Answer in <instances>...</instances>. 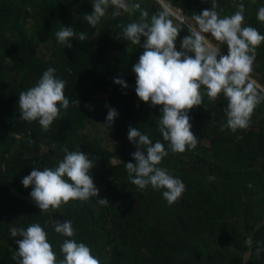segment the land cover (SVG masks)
Returning <instances> with one entry per match:
<instances>
[{
	"label": "trees",
	"instance_id": "trees-1",
	"mask_svg": "<svg viewBox=\"0 0 264 264\" xmlns=\"http://www.w3.org/2000/svg\"><path fill=\"white\" fill-rule=\"evenodd\" d=\"M166 1L176 10L174 15L194 26V15L214 2L222 17L234 14L242 3L243 25L264 35V22L257 19L264 0ZM129 2L149 13V23L153 14L167 12L155 0ZM93 10L92 0H0V264H16V241L23 238H13L11 229H27L33 223L45 228L61 259L60 245L75 239L87 244L101 264H264V102L254 109L247 129L221 131L227 98L221 94L210 100L202 89L208 110L201 105L188 113L197 147L184 153L169 149L159 165L184 182L182 198L168 205L163 190H140L130 183L125 168L135 163L132 154L137 150L128 139L130 126L168 148L157 128L161 106L143 102L135 91L133 65L144 49L115 38L121 26L139 21L140 11H121L114 17L116 9L110 6L94 29L84 19ZM167 18L180 30L175 43L177 51H183L189 27L168 12ZM62 27L85 32L88 39L75 37L70 48L60 44L55 34ZM212 41L228 54L226 44ZM253 66L250 76L264 85V42L256 48ZM49 67L67 81L70 106L45 132L38 121L21 119L19 93L34 86ZM116 78L125 80L128 88L116 84ZM109 108L118 112L111 126L106 124ZM90 122L106 131L107 146L86 132ZM65 147L95 161L90 175L100 195L42 213L31 198L32 186L25 188L22 180L33 168L58 166ZM99 198H107L108 205H99ZM68 220L75 230L71 238L53 227ZM249 237L251 246L246 244Z\"/></svg>",
	"mask_w": 264,
	"mask_h": 264
},
{
	"label": "clouds",
	"instance_id": "clouds-1",
	"mask_svg": "<svg viewBox=\"0 0 264 264\" xmlns=\"http://www.w3.org/2000/svg\"><path fill=\"white\" fill-rule=\"evenodd\" d=\"M92 4L93 12L85 14L84 19L94 29L110 6L116 9L112 13L114 17H119L121 11L129 15L140 11L139 21L121 26L122 33L116 34L115 38L123 37L144 49L138 63L133 65L135 91L143 102H150L153 107L161 106L157 128L163 141L168 142V148L160 140L153 142L149 135L130 126L128 139L137 150L132 154L135 163L128 162L125 168L130 183L140 190L149 186L163 190L162 196L168 205L177 203L185 193L186 185L159 165L169 155V149L172 153H184L197 147L199 141L191 130L188 113L201 105L208 110L202 89L206 90L210 100L221 94L227 98V120L221 122V131L236 132L250 126L254 109L264 102V87L250 76L256 48L264 42V35L254 27L243 25L245 8L242 3L234 14L222 17L215 10L218 5L214 2L210 9L194 15L198 30L189 27L190 35L181 42L183 51H177L175 42L180 30L167 18V12L153 14L149 23V13L141 10L139 3L92 0ZM257 19L264 22V7L258 9ZM204 34H210L219 44H226L228 54L221 55V48L212 45ZM55 35L60 44L69 48L75 37L81 42L88 39L85 32L77 33L72 27H62ZM189 53H194V57ZM66 71L71 73L70 68ZM56 72V68L49 67L34 86L19 93L21 119L29 123L38 121L45 132L62 117V110L66 112L70 106V99L65 95L67 81L58 78ZM114 82L128 88L121 78ZM72 103L79 106L78 100H72ZM117 117L118 112L109 108L106 124L111 126ZM63 151L65 155L58 166L43 170L33 168L22 180L25 188L32 186L31 198L42 213L59 210L70 201L86 202L100 195L90 175L95 161L81 150L69 151L65 147ZM96 202L107 206L109 200L99 198ZM53 227L64 237L75 235L71 220L54 222ZM11 236L23 238L16 241L18 248L13 254L16 264H101L87 244L75 239H65L60 245L61 259L40 223H33L27 229L13 228ZM252 243L249 237L246 244L251 246ZM260 251L258 248L257 255Z\"/></svg>",
	"mask_w": 264,
	"mask_h": 264
},
{
	"label": "rangeland",
	"instance_id": "rangeland-1",
	"mask_svg": "<svg viewBox=\"0 0 264 264\" xmlns=\"http://www.w3.org/2000/svg\"><path fill=\"white\" fill-rule=\"evenodd\" d=\"M157 1V0H155ZM161 2V4L167 9L168 12H172V11H175V9L168 3V1L166 0H159ZM158 1V2H159ZM163 7V8H164ZM164 8V9H165ZM176 12V11H175ZM173 14V12H172ZM177 15V14H176ZM175 15V16H176ZM185 19V18H184ZM186 21V20H185ZM187 22V21H186ZM188 23V22H187ZM189 26H191L192 28H195L198 30V26H194L192 23L190 24L189 23ZM209 42L212 44V45H216L218 46L217 44L213 43L212 41V37L210 34H204ZM221 55H225L224 53L221 52ZM255 66H253L254 68ZM261 85V84H259ZM262 87H264V85H261ZM86 132L89 134V136L92 138V139H96L97 141H99L101 144L107 146L109 144V139L107 137V133L106 131L103 129V127L98 124L97 122H93V123H89L87 128H86Z\"/></svg>",
	"mask_w": 264,
	"mask_h": 264
},
{
	"label": "water",
	"instance_id": "water-1",
	"mask_svg": "<svg viewBox=\"0 0 264 264\" xmlns=\"http://www.w3.org/2000/svg\"><path fill=\"white\" fill-rule=\"evenodd\" d=\"M158 1V0H157ZM159 3H161V2H159ZM162 6V5H161ZM163 7V6H162ZM166 10V9H165ZM167 11V10H166ZM168 12V11H167ZM168 13H170V12H168ZM171 15H173L174 16V14H172V13H170ZM175 17V16H174ZM175 18H177L178 20H180L181 22H183L184 24H186L188 27H191V26H189V23H187L186 21H185V19H184V16H183V19L181 20L180 18H178V17H175ZM191 24V23H190Z\"/></svg>",
	"mask_w": 264,
	"mask_h": 264
},
{
	"label": "bare ground",
	"instance_id": "bare-ground-1",
	"mask_svg": "<svg viewBox=\"0 0 264 264\" xmlns=\"http://www.w3.org/2000/svg\"><path fill=\"white\" fill-rule=\"evenodd\" d=\"M159 1V0H158ZM160 2V1H159ZM162 5V4H161ZM163 6V5H162ZM164 7V6H163ZM165 8V7H164ZM166 9V8H165ZM167 10V9H166ZM176 11V10H175ZM170 13H172V12H170ZM175 16V15H174ZM175 17H178V18H180L181 20L183 19V16H181L180 14H178L177 13V15L175 16Z\"/></svg>",
	"mask_w": 264,
	"mask_h": 264
},
{
	"label": "crops",
	"instance_id": "crops-1",
	"mask_svg": "<svg viewBox=\"0 0 264 264\" xmlns=\"http://www.w3.org/2000/svg\"><path fill=\"white\" fill-rule=\"evenodd\" d=\"M259 84V83H258Z\"/></svg>",
	"mask_w": 264,
	"mask_h": 264
}]
</instances>
